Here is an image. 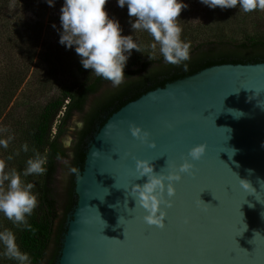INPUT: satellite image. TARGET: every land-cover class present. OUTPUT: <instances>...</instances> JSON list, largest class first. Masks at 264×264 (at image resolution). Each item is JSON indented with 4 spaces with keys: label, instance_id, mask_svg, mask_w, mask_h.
Returning <instances> with one entry per match:
<instances>
[{
    "label": "water",
    "instance_id": "95a60500",
    "mask_svg": "<svg viewBox=\"0 0 264 264\" xmlns=\"http://www.w3.org/2000/svg\"><path fill=\"white\" fill-rule=\"evenodd\" d=\"M262 106L264 62L224 63L115 111L90 141L76 176L77 202L56 264H264ZM133 123L150 131L148 142L132 135ZM201 143L205 154L175 182L165 226L145 223L130 191L147 179L137 180L136 160L151 159L157 172H167ZM236 173L257 192L244 190Z\"/></svg>",
    "mask_w": 264,
    "mask_h": 264
},
{
    "label": "trees",
    "instance_id": "16d2710c",
    "mask_svg": "<svg viewBox=\"0 0 264 264\" xmlns=\"http://www.w3.org/2000/svg\"><path fill=\"white\" fill-rule=\"evenodd\" d=\"M48 7L46 0H0V128H8L9 133L15 136L8 149H0V159L14 153L24 142H28L30 149L34 146L48 157L47 173L28 177L36 185L34 191L39 194L38 207L29 217L31 228H17L0 215V230L7 228L14 231L18 245L30 255L32 264H44L52 242L54 248L46 264L57 263L68 217L77 202L76 175L72 174L64 214L58 227H55L59 217L53 187L60 160L57 156L65 158L69 151L63 147L61 137L66 134L67 125L75 112L82 111L88 98L97 93L104 83L110 82L97 77L91 69L83 68L74 47L68 49L59 43L61 27L54 37L44 35ZM106 8L120 20L123 34L138 35L145 43L151 40L146 32H133L131 21L135 18L128 16L126 6L120 8L116 1L109 0ZM233 9L236 12L239 10L209 8L205 20H201L203 18L190 6L181 12L178 23L182 27V38L191 45L187 70L165 63L158 51L156 58L151 60L147 50L146 53L133 50L125 68V82L92 106L84 117L83 128L74 134L71 148L73 166L79 171L83 169L90 141L106 120L129 101L212 65L264 62V31L244 32L240 40L216 31L220 15H228ZM30 12L35 18L28 16ZM257 12L244 14L251 19L257 18ZM41 64L46 75L32 78L33 73L39 72H34L35 68ZM69 69H72L73 79L53 92L56 73ZM44 94L47 95L43 100ZM31 155V151L21 152L8 165L22 170ZM0 264L17 262L0 255Z\"/></svg>",
    "mask_w": 264,
    "mask_h": 264
},
{
    "label": "clouds",
    "instance_id": "9594fccd",
    "mask_svg": "<svg viewBox=\"0 0 264 264\" xmlns=\"http://www.w3.org/2000/svg\"><path fill=\"white\" fill-rule=\"evenodd\" d=\"M46 2L49 6H54L56 0ZM108 2L109 0H64L60 9L59 43L68 49L74 47L83 68L91 69L97 77L110 81L114 88L125 82V68L133 50L141 53H146L147 50L151 60L156 58L158 51L165 63L188 69L191 45L182 38V27L178 23L181 12L189 7L186 0H117L118 6H126L128 16L135 18L131 21L133 32H146L151 37L147 43L141 41L138 35L123 34L120 20L106 8ZM200 3L212 9L238 8V12L243 13L264 10V0H200ZM53 27L56 25L53 24ZM229 111L237 118L243 115L237 110ZM73 119L76 120V117ZM78 127L83 128L82 121ZM130 130L134 137L144 142L149 141L151 133L143 126L133 123ZM73 131L75 129L70 125L69 133ZM4 133H9V129L0 128V149L6 150L15 136L11 133L5 136ZM61 142L65 149H71L73 136L68 134ZM155 145L156 141L152 140L150 146ZM206 149L205 143L193 146L187 154L190 159L186 157L178 166L173 164L167 172H157L151 159L136 160L137 180L144 177L147 179L143 184L133 183L130 191L136 207L144 210L145 223L160 228L165 226L167 209L174 204L169 197H173L177 191L175 182L182 180L183 174L191 172L195 167L193 162L200 160ZM231 150L232 155L237 151L234 148ZM29 151L33 155L26 160L22 170L9 167L8 162L20 156L21 152ZM69 155L72 153L69 152ZM57 159L62 160L67 169L63 179L67 180L72 174L79 178L80 173L76 166H72L60 155ZM47 163V155H42L34 146L30 149L28 142H24L14 153L0 159V215L17 228H31L29 217L38 207L39 194L34 191L36 185L28 177L45 175ZM248 172L250 174L252 170L249 169ZM237 177L244 190L249 193L257 192L249 179L241 178L238 174ZM0 249V255L16 261L17 264H32L30 255L22 251L16 234L10 229L0 230Z\"/></svg>",
    "mask_w": 264,
    "mask_h": 264
},
{
    "label": "rangeland",
    "instance_id": "374dc122",
    "mask_svg": "<svg viewBox=\"0 0 264 264\" xmlns=\"http://www.w3.org/2000/svg\"><path fill=\"white\" fill-rule=\"evenodd\" d=\"M114 1L117 2V0H114ZM63 3H64V0H56V3L54 6L48 7L47 13L45 15L46 18H45L44 35H46L49 38L54 37L61 27L60 9H61ZM186 3L189 4V6H190V8H192L193 12L199 14L198 16L203 18L201 20H205L204 16L208 15V13H207V11L209 9L208 6L201 4L200 0H186ZM238 11L239 10H237V12H236L235 9H233V12L229 13L228 15H224V16L220 15L221 19L218 22V25L216 27V31H221L228 36L237 37L239 40L243 39L241 37V34L244 32L253 34V33L264 31V10H258V12L256 13L257 18H251V19H249V17H247V15H245L244 13H241ZM28 16L31 18H35V15L31 12L28 14ZM53 24L56 25L55 28L53 27ZM212 27H214V26L212 25ZM40 69L42 70V74H40ZM71 70L72 69L56 73V75L54 76V78H56V79H54V80H56V84L53 86V92L55 91V88H57L58 86H60L64 83H69L73 79L72 74H71ZM37 71H39V72H37ZM34 72H37V73H33L34 76L32 78L41 77V76L46 75L43 64H41L39 67H36ZM32 82H33V79H32ZM117 88L118 87L114 88L112 86L111 82H106L100 87V89L98 90L97 93L91 95L88 98L84 109L82 111H76L75 114L73 115V117H76V120H74L73 117L71 118L70 122L67 125L66 134L61 137V141H62V138L68 134H71L73 136V139H74L75 138L74 134H76V131L80 128V127H78V124L81 121L83 122L84 117L86 116V113L92 108V106L96 102L102 100L105 96H107V94L110 91L112 92ZM46 91H47V89H45L44 92H46ZM41 92H43V91H41ZM41 92H39V94ZM47 93H50V92H47ZM51 94L52 93H50V95ZM46 95L47 94H44L42 96L44 97ZM44 99H45V97L43 98V100ZM70 125L75 129V131H73L71 133H69V126ZM55 127H56V125H55ZM69 152L72 153L71 149H69L68 156L65 157L64 159L68 160L70 162V164L73 166V164H72L73 153L70 156ZM66 171H67V169H66L65 164L62 162V160H59L57 172L55 175L54 185H53L54 196H55V199L57 201L58 213H59V217L56 220L55 227H58L60 219L64 214V207H65V203H66V199H67V188H68L69 179H70L71 175L67 178V180L63 179L62 177L64 176ZM53 248H54V242H52L51 245L49 246V249L47 251V255H46L45 260H44V264L47 263L48 257L50 256Z\"/></svg>",
    "mask_w": 264,
    "mask_h": 264
}]
</instances>
